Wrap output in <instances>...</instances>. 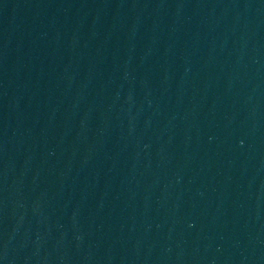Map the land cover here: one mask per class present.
Wrapping results in <instances>:
<instances>
[{
  "label": "water",
  "instance_id": "95a60500",
  "mask_svg": "<svg viewBox=\"0 0 264 264\" xmlns=\"http://www.w3.org/2000/svg\"><path fill=\"white\" fill-rule=\"evenodd\" d=\"M0 264H264V0H0Z\"/></svg>",
  "mask_w": 264,
  "mask_h": 264
}]
</instances>
